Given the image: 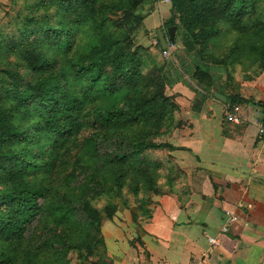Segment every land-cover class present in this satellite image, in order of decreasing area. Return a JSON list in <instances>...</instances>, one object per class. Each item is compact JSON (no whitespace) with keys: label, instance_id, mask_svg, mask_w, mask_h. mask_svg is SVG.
Returning a JSON list of instances; mask_svg holds the SVG:
<instances>
[{"label":"rangeland","instance_id":"obj_1","mask_svg":"<svg viewBox=\"0 0 264 264\" xmlns=\"http://www.w3.org/2000/svg\"><path fill=\"white\" fill-rule=\"evenodd\" d=\"M226 1L212 6L213 0H200L199 11L210 12L195 20L199 12L191 0H176L182 18L172 43L166 22L174 16L173 0H94L90 6L87 0H0V153L10 154L0 159V217L22 182L44 190L39 217L23 239L7 240L0 232V264H110L109 242L134 245V232L160 197L185 198L192 175L182 172L191 161L182 145L194 114L204 110L211 118L203 104L216 102L215 92L227 102L243 98L246 84L264 71V0H240L237 15L215 16L214 8L235 10ZM59 24L66 28L58 34L47 29ZM215 26L219 32L203 45ZM109 36L119 41L114 54L134 52L140 61L135 85L108 88L111 66L95 82L73 67ZM30 54L42 55L44 65L33 66ZM51 75L59 77L51 97L22 99L28 86ZM158 92L168 100L162 116L126 126L97 117L120 108L127 97ZM62 93L78 100L80 125L57 138L42 120L57 110ZM8 125L17 136H7ZM115 139L160 148L120 161L107 149ZM87 204L101 213L99 235L84 215Z\"/></svg>","mask_w":264,"mask_h":264},{"label":"crops","instance_id":"obj_2","mask_svg":"<svg viewBox=\"0 0 264 264\" xmlns=\"http://www.w3.org/2000/svg\"><path fill=\"white\" fill-rule=\"evenodd\" d=\"M246 86L250 103L216 97L203 104L211 118L194 114L182 145L191 158L182 172L192 175L185 198L160 197L134 245L109 242L110 264H264V71ZM231 108L240 123L225 117Z\"/></svg>","mask_w":264,"mask_h":264},{"label":"trees","instance_id":"obj_3","mask_svg":"<svg viewBox=\"0 0 264 264\" xmlns=\"http://www.w3.org/2000/svg\"><path fill=\"white\" fill-rule=\"evenodd\" d=\"M93 1L94 0H87L89 6ZM199 1L200 0H191L193 5L198 9L197 12H199L196 14L198 17L195 20H199V18L206 19L210 12V10L200 12ZM173 3L172 12L174 16L166 22L167 27L176 26L177 22L182 18L176 0H173ZM216 3L217 0H213L212 6ZM225 3L234 6L235 10L232 11L230 7H224L222 9L214 8L213 13L215 16H225L226 18H229L232 15H237L242 8L240 0H227ZM218 19L220 18L218 17ZM65 28V24H59L58 26L53 27L49 25L47 27V29L53 30L56 34L62 32ZM218 32L219 28L216 26L212 29H208L204 35L203 45ZM118 42L119 41L114 40L111 36L107 37L101 46L97 47L92 54L87 56L85 60L74 63L73 67L80 73H89L91 81L95 82L98 81L108 67L111 66L112 73L107 80L108 88H113L114 86H117V84H121V86L135 85L140 77V61L135 58L134 52L125 56L114 54L113 49ZM28 60L37 69L42 67L45 63V59H43L42 55L30 54L28 55ZM58 78V76L51 75L34 85L28 86L21 93L22 99L27 100L34 96L41 100L48 99L53 95L54 89L56 87L59 88ZM15 83L16 86H20L18 80L15 81ZM167 101L168 100L163 95V92H158L151 97L130 96L125 98L124 103L120 108L116 110L100 111L97 114V117L101 122L112 126H126L133 124L144 117L162 116L165 107H167ZM56 102L58 103L57 110L48 116L43 117L42 128L51 132L57 138L71 135L80 125L78 116L81 112V108L78 100H76L75 96L71 93H62V95L60 94V97L57 98ZM247 102L250 103V101L235 96L231 99L229 105H237ZM4 131L8 137L18 135L17 129L10 125L5 126ZM158 148H160V145L150 143L146 140L128 141L125 139H115L110 142L107 149L111 150V155L115 159L124 161L128 156L138 155L147 150ZM9 156L10 154L6 152L0 153V159ZM43 196L44 190L41 187L24 182L20 184L17 188L16 194L11 195L13 199L10 209L0 217V232L3 233L5 239L10 240L16 237L18 239H23L27 235L39 217ZM83 210L90 225L94 226L97 230L96 235H99L102 222L101 213L88 204L83 206ZM113 212L114 211L110 213L111 216L113 215Z\"/></svg>","mask_w":264,"mask_h":264},{"label":"built area","instance_id":"obj_4","mask_svg":"<svg viewBox=\"0 0 264 264\" xmlns=\"http://www.w3.org/2000/svg\"><path fill=\"white\" fill-rule=\"evenodd\" d=\"M225 117L235 123H240L241 122V118L243 117L241 115V113L239 112L238 108H234V109H228L225 112ZM259 126H260V131L259 133L264 137V126L262 125V123H259L258 121L256 122ZM212 243H214V241H212ZM192 264H204L203 261H198L195 260Z\"/></svg>","mask_w":264,"mask_h":264},{"label":"water","instance_id":"obj_5","mask_svg":"<svg viewBox=\"0 0 264 264\" xmlns=\"http://www.w3.org/2000/svg\"><path fill=\"white\" fill-rule=\"evenodd\" d=\"M176 32H177V26H171L167 28V34L168 37L170 38V41H172V43L175 42V36H176ZM159 38L160 41L163 45L164 48H166L167 44H166V37L165 34L163 33V31H159ZM215 96L220 99L221 101L226 102V98L218 93H215Z\"/></svg>","mask_w":264,"mask_h":264}]
</instances>
